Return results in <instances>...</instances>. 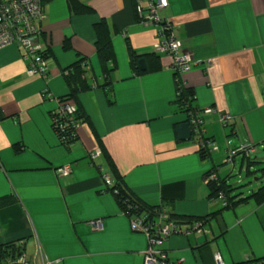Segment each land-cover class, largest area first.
<instances>
[{"label": "crops", "instance_id": "crops-1", "mask_svg": "<svg viewBox=\"0 0 264 264\" xmlns=\"http://www.w3.org/2000/svg\"><path fill=\"white\" fill-rule=\"evenodd\" d=\"M168 1L162 16L193 57L182 82L171 57L156 54L157 31L140 23L136 0H43L48 80L27 75L19 46L0 49V199H14L0 209V247L21 243L27 264H143L146 236L132 231L106 191L102 174L114 179L113 169L138 201L166 210L183 228L206 220L205 234L168 239L172 261L216 264L219 255L225 264H264V204L226 209L210 197L206 179L217 169L218 177L233 176L237 157L242 168L240 155L230 169L220 167L230 151L264 148V0ZM99 39L112 46L107 75ZM80 60L90 89L71 101L66 72ZM181 88L195 93L191 109L231 117L224 125L203 116L218 147L208 158L195 137L176 133L189 119L177 104ZM58 100L79 104L87 117L69 147L53 128ZM98 149L92 167L89 155ZM66 166L71 175L59 177ZM95 221L101 230H93Z\"/></svg>", "mask_w": 264, "mask_h": 264}, {"label": "built area", "instance_id": "built-area-1", "mask_svg": "<svg viewBox=\"0 0 264 264\" xmlns=\"http://www.w3.org/2000/svg\"><path fill=\"white\" fill-rule=\"evenodd\" d=\"M169 7L168 0H136L135 10L141 17V24L152 26L156 29L159 43L155 46L156 54H166L171 57V69L182 82L184 76L190 71L193 64L192 55L185 53L182 42L175 36L171 24L162 16ZM43 0H0V49L10 45H17L23 51V60L27 64V75L39 76L49 79L50 65L42 43V30L40 24L45 19ZM47 92V90H46ZM76 108L67 102L58 100V109L52 115L53 128L59 135L61 142L68 144L69 131L76 133L80 127L79 122L73 118ZM188 124L195 137L199 151L212 155L218 151V147L207 137L203 116H218L221 123L227 125L231 117L220 113L215 108H207L203 111L191 110ZM256 146H242L229 152L225 163L234 165L236 155L241 153L246 158H251L258 153ZM102 152L98 149L89 155L90 165L95 166ZM241 156V155H240ZM59 177L66 178L72 173L71 166L57 169ZM106 187H111L113 179L108 174H102ZM218 169L212 171L209 181H218ZM219 199L227 203L221 194ZM137 210V209H136ZM127 214V213H125ZM130 218L132 231L146 236L148 249L143 253V264H184L183 261H172L164 250V244L173 236H190L192 234H205V221L194 222L188 228H183L176 219L166 210H161L155 217L137 214L134 210L127 214ZM93 230L102 229L101 221L92 222ZM40 257L42 255L40 254ZM43 258V257H42ZM216 264H225L221 257L215 256ZM42 264H51L42 260ZM19 264H27L25 257L20 258ZM243 264H262L259 261H248Z\"/></svg>", "mask_w": 264, "mask_h": 264}, {"label": "trees", "instance_id": "trees-1", "mask_svg": "<svg viewBox=\"0 0 264 264\" xmlns=\"http://www.w3.org/2000/svg\"><path fill=\"white\" fill-rule=\"evenodd\" d=\"M101 29V27H100ZM98 27V31H100ZM98 54L101 59L104 72L107 75L109 72V64L112 61L113 58V51L112 46L109 40H104V42L99 39L98 40ZM84 66V67H83ZM87 65L85 64V61L80 60L78 63L74 64L67 72V80L71 89V95L70 100L76 101L77 95L80 92L87 91L90 89V84L86 81V78L84 79L83 76L86 74ZM144 74V73H140ZM195 99V93L192 89L187 88H181L178 96H177V104L181 108V110L186 111L188 114L191 110V106ZM76 112L74 113L73 118L76 122L86 121L87 117L82 109V107L79 104L75 105ZM69 136L67 137L70 139L68 144L65 142H62L66 146H71L74 144L77 140V131L75 134L70 130ZM58 135V134H57ZM59 137V135H58ZM60 138V137H59ZM211 140V139H210ZM236 150V149H235ZM259 151V149H258ZM259 153V152H258ZM103 154V152H102ZM202 158H208L210 155H207L203 152H200ZM242 156V168L246 166V174L247 175H255L257 173H260L259 180L260 186L256 190L247 191L246 193L243 191H239V185L234 186L231 183L232 175H229L228 177H219L218 181H209L208 188L210 192V197L212 198H218L222 194L225 197V201L227 205L225 206L226 209H234L238 205L248 203L249 201H253L257 205L264 204V168L259 169L257 171L252 170V166L255 163H260L258 160H253V157L246 158L241 153L237 154L236 156ZM262 163V162H261ZM212 171L209 173L206 179H208L211 175ZM111 174L115 176L113 179V183L111 187H107V192H110L117 200L118 204L121 206L123 212L130 215L132 211H136L137 214H143V215H149V217H155L162 209L158 208H152L146 206L144 203L138 201L124 186V180L121 176L118 175V173L115 171V169L112 170ZM14 204V199L12 196L0 199V209L4 207H8L10 205ZM137 209V210H136ZM173 219L177 218L174 215H171ZM178 221V220H177ZM198 221H206L202 219H197L190 221L189 225H193L194 222ZM180 224L182 222H179ZM0 229H1V223H0ZM25 256L23 245L19 242L11 243V244H5L0 247V264H19L18 261L20 258Z\"/></svg>", "mask_w": 264, "mask_h": 264}, {"label": "rangeland", "instance_id": "rangeland-1", "mask_svg": "<svg viewBox=\"0 0 264 264\" xmlns=\"http://www.w3.org/2000/svg\"><path fill=\"white\" fill-rule=\"evenodd\" d=\"M236 166L233 167L232 170V178H231V183L234 186H238L239 187V191H243V192H247L251 191V190H256V187L260 184L259 178H260V173H257L255 175H247L246 174V166H244L243 168H240V160L241 158L237 157L236 159ZM253 160H258L260 161V163H255L252 166V170L253 171H257L259 169L264 168V148L259 149V153H257L255 156H253ZM226 158L224 159L222 165L220 166L221 168H231L232 166H230L229 164L225 163ZM262 162V163H261ZM230 172V171H229ZM258 179V181H256ZM264 183V181H263Z\"/></svg>", "mask_w": 264, "mask_h": 264}, {"label": "water", "instance_id": "water-1", "mask_svg": "<svg viewBox=\"0 0 264 264\" xmlns=\"http://www.w3.org/2000/svg\"><path fill=\"white\" fill-rule=\"evenodd\" d=\"M140 65L143 66L144 62L140 61ZM144 70V68H142ZM176 133L180 140L189 141L192 139V131L188 123H184L176 128Z\"/></svg>", "mask_w": 264, "mask_h": 264}]
</instances>
